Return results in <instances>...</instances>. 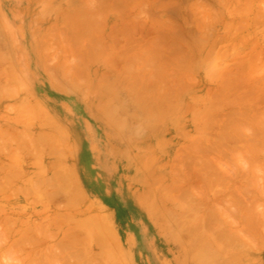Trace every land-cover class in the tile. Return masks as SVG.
Instances as JSON below:
<instances>
[{"label": "rangeland", "instance_id": "rangeland-1", "mask_svg": "<svg viewBox=\"0 0 264 264\" xmlns=\"http://www.w3.org/2000/svg\"><path fill=\"white\" fill-rule=\"evenodd\" d=\"M217 1L0 0V264H264V0Z\"/></svg>", "mask_w": 264, "mask_h": 264}, {"label": "bare ground", "instance_id": "bare-ground-1", "mask_svg": "<svg viewBox=\"0 0 264 264\" xmlns=\"http://www.w3.org/2000/svg\"><path fill=\"white\" fill-rule=\"evenodd\" d=\"M72 1V0H71ZM152 1V0H151ZM165 1V0H164ZM186 1V3H187V1L188 0H185ZM199 1V0H198ZM154 2V1H153ZM160 2H162V0H160ZM166 4H159L158 2H157V4H159V5H152V7H153V9L155 10V11H158V13H160L161 15H165V16H173V17H177V18H179V17H182L183 16V12L184 11H186L187 9H186V7L188 8V5H186V3L183 1V0H166ZM185 3V10L184 9H182L181 7H182V4L184 5V3ZM213 2V1H212ZM214 2H215V0H214ZM216 2H218L217 0H216ZM114 3H115V1H114ZM188 3H190V2H188ZM214 4V3H213ZM218 4V3H217ZM215 5V4H214ZM184 7V6H183ZM191 7V6H190ZM151 15H153V14H151ZM185 16V15H184ZM153 17V16H152ZM162 17V16H161ZM188 17V16H187ZM159 18V17H158ZM184 18V17H183ZM182 20V19H181ZM184 21V20H183ZM175 22V21H174Z\"/></svg>", "mask_w": 264, "mask_h": 264}]
</instances>
